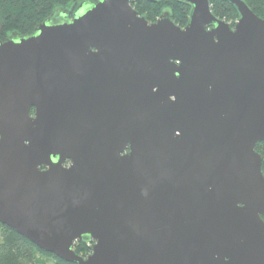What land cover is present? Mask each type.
Segmentation results:
<instances>
[{
    "label": "water",
    "instance_id": "1",
    "mask_svg": "<svg viewBox=\"0 0 264 264\" xmlns=\"http://www.w3.org/2000/svg\"><path fill=\"white\" fill-rule=\"evenodd\" d=\"M136 1L0 40V223L71 264H264V18Z\"/></svg>",
    "mask_w": 264,
    "mask_h": 264
},
{
    "label": "trees",
    "instance_id": "2",
    "mask_svg": "<svg viewBox=\"0 0 264 264\" xmlns=\"http://www.w3.org/2000/svg\"><path fill=\"white\" fill-rule=\"evenodd\" d=\"M95 1V0H91ZM249 9L258 17L264 18V0H243ZM75 0H0V40L12 33L27 36L42 23L56 8H69ZM140 16L146 17L149 23L164 12H168L171 20L183 27L188 21L190 6L181 0H159L150 2L139 0L131 4ZM167 7L162 11V7ZM212 14L233 26L238 19L236 10L225 0H210ZM256 152L262 159L264 173V142L257 144ZM264 175V174H263ZM264 221V216H262ZM73 250L76 254L86 256L90 253L88 244L75 242ZM71 264L56 256L46 253L29 240L0 223V264Z\"/></svg>",
    "mask_w": 264,
    "mask_h": 264
},
{
    "label": "rangeland",
    "instance_id": "3",
    "mask_svg": "<svg viewBox=\"0 0 264 264\" xmlns=\"http://www.w3.org/2000/svg\"><path fill=\"white\" fill-rule=\"evenodd\" d=\"M162 8V11H166L167 9V7H163V6H161ZM146 18V17H145ZM147 20V19H146ZM148 21V20H147ZM259 144V143H258ZM257 146V145H256ZM255 151H256V147H255ZM262 160V159H261ZM261 170H262V164H261ZM262 174H264L263 172H262ZM263 177H264V175H263ZM262 218V217H261ZM45 264H53V262L52 261H49V262H45Z\"/></svg>",
    "mask_w": 264,
    "mask_h": 264
}]
</instances>
